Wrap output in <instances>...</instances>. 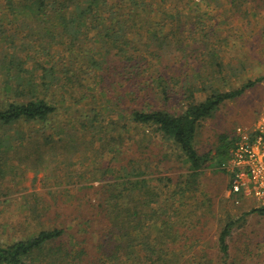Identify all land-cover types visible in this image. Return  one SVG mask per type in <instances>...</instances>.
<instances>
[{
    "label": "trees",
    "instance_id": "obj_1",
    "mask_svg": "<svg viewBox=\"0 0 264 264\" xmlns=\"http://www.w3.org/2000/svg\"><path fill=\"white\" fill-rule=\"evenodd\" d=\"M167 4L0 0V128L15 130L23 144V128L30 127L35 154L57 150L60 184L75 191V203L65 205L71 210L59 207L58 198L41 210L38 233L0 242V264H239L255 255L247 245L238 258L230 240L239 222L264 215V207L229 220L213 250L203 244L204 228L193 223L185 195L205 168L217 166L215 156L196 149L201 122L264 77L229 92H208L202 75L190 80L194 61L186 44L199 33L200 16L186 12L189 6L173 13ZM178 58L171 76L167 70ZM213 65L208 68L221 69ZM201 92L207 94L199 102ZM174 96L182 101L175 112L167 107ZM68 108L69 119L59 118ZM156 139L178 150L188 167L178 188L154 178L157 154H148ZM233 145L223 138L220 148L231 153ZM163 157L168 165L169 152ZM38 158L50 162L44 153ZM62 218L76 219L74 233L61 226ZM47 222L51 228H44Z\"/></svg>",
    "mask_w": 264,
    "mask_h": 264
},
{
    "label": "rangeland",
    "instance_id": "obj_2",
    "mask_svg": "<svg viewBox=\"0 0 264 264\" xmlns=\"http://www.w3.org/2000/svg\"><path fill=\"white\" fill-rule=\"evenodd\" d=\"M167 1L168 7L173 8V13L176 9L189 6L186 12L197 10L199 14L197 16H200L199 33L191 34V41L186 44L193 56L189 59L194 61L189 67L191 69L186 73L190 75L188 77L190 80L202 75L201 77L206 80L203 85L209 88L208 92L210 88L229 92L239 90L247 83L264 77V0ZM179 1H183V4ZM197 48L199 50L194 52ZM174 54L172 56H175ZM216 56L218 57L215 58ZM178 60L179 58L170 63V70H167L169 75L177 73L174 67ZM213 62L221 64V69L217 67L220 73L216 66L208 68L210 65L214 66ZM196 64L197 68H195ZM198 68L200 73L197 72L194 76ZM177 81L175 76L172 84L175 85ZM206 94L198 93L197 100L203 101ZM1 100H4V97L0 96ZM180 103L182 101L174 96V101L172 100L167 107L173 112L179 111ZM263 105L264 80L256 83L240 97L226 101L212 118L204 120L199 125L196 149L200 155L215 156L214 161L217 166L209 164L210 166L203 170L196 189L186 193L185 203L187 211L193 214V223L198 222L204 228L206 238L203 244L213 250L217 246L222 228L229 220L262 208L254 200H246L238 205L229 197L230 177L227 175L229 174L227 168L231 153L226 147L220 148V146L223 138H227L228 143L234 144L238 127L253 126ZM158 106L160 107L161 104ZM60 113L59 118L69 119L73 110L68 108ZM23 130L25 143L20 144L17 142L15 130L0 128V143L5 140L10 141V145L0 146V242L2 244L25 239L27 233H38L41 229L37 225L38 214L43 212L41 211L43 208H51L56 198L60 200H58L59 207L66 210L72 209L65 206L67 203H75V191H69L73 188L66 187L64 183L60 184L62 169L57 164L59 158H63L61 154L57 150L47 152L45 148L44 151L40 148L38 154H35L30 127L25 126ZM155 144V146L151 145L152 150L147 153L157 154L153 155L156 157L153 159L154 167H157L154 178H168L173 182L169 188H178L189 174L187 165L182 162L178 150L174 149L172 152L167 147L163 148L164 143L161 139ZM165 150L169 152L168 165L166 159L161 161ZM43 153L50 159L47 164V161L43 162L38 158ZM143 158L145 159V156ZM73 160L78 159L74 156ZM48 164L50 171L45 167ZM59 221L70 233H74L77 229L76 219L72 223H65V218ZM50 224L51 222H47L44 228H51ZM236 227L233 239L230 240L236 256L240 259L244 258L243 253L247 245L255 252L250 259L239 261V264L244 261L246 264H264V215L252 213L246 223L239 222Z\"/></svg>",
    "mask_w": 264,
    "mask_h": 264
},
{
    "label": "built area",
    "instance_id": "obj_3",
    "mask_svg": "<svg viewBox=\"0 0 264 264\" xmlns=\"http://www.w3.org/2000/svg\"><path fill=\"white\" fill-rule=\"evenodd\" d=\"M229 196L236 204L254 200L264 207V105L251 127H238L227 168Z\"/></svg>",
    "mask_w": 264,
    "mask_h": 264
}]
</instances>
